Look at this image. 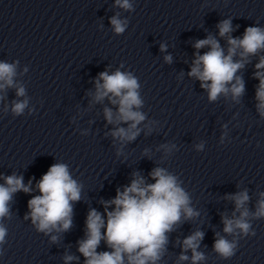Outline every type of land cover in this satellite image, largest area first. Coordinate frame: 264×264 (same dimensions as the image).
Here are the masks:
<instances>
[{"label":"clouds","instance_id":"1","mask_svg":"<svg viewBox=\"0 0 264 264\" xmlns=\"http://www.w3.org/2000/svg\"><path fill=\"white\" fill-rule=\"evenodd\" d=\"M115 2L126 10L131 9L129 0ZM111 24L118 34L125 30V22L116 16L111 18ZM217 27L219 35L227 38L229 45L227 55L211 35L206 39L197 40L194 48L199 50L209 47L210 50L203 55L197 51L189 76L201 81V87L207 90L210 101L217 100L220 95L227 96L229 92L235 100L244 92V83L236 73L244 66L248 56L264 50V28L248 27L242 38H233L229 35L233 31L230 19L223 20ZM161 50H164L163 45ZM237 54L240 59L234 61L233 57ZM165 60L171 62V57L166 56ZM255 68L254 76L259 80L256 91L257 110L264 116V56L260 57ZM15 75V64L0 62V91L14 86ZM138 88L136 77L129 72L117 70L111 75L107 71L99 74L94 100L100 102L107 97L112 104L118 105L116 113L109 108L104 109L108 123L125 122L129 125L128 128H116L112 132L114 138L132 141L139 134L140 129L137 126L144 121L145 116L135 110L142 106ZM16 94L23 96L24 88H18ZM26 106V100L14 102L12 111L19 115ZM165 147L167 151H171L170 147ZM134 175L136 178L132 180L130 186L125 187L123 192L117 190L115 199L104 202L106 222L95 209L89 211L86 238L78 242V251L84 256L85 264H157L168 242L167 233L173 230L182 216L191 219L198 215L189 206V196L180 187L177 178L165 169L157 167L152 170L150 176L155 180L152 184H146L142 176ZM5 185H0V219L8 215V205L14 193L30 191V187L24 185L23 177L15 175L6 177ZM37 188L40 195L28 201L29 215L37 230L46 234L69 230L72 226L73 202L81 198V185L72 179L68 166L63 163L51 165L41 177ZM260 196L256 211L251 214L255 218L264 217V193ZM229 198L235 202L236 211L240 212V216L235 218L234 214L233 219L223 217L224 232L232 234L239 229L247 235L251 227L247 222L250 213L245 207L249 200L248 193L242 191ZM110 205H115V209L109 212L107 209ZM6 234V228L0 224V243L4 241ZM203 236V232L196 231L183 241L184 251L192 250V264L204 259V255L197 251ZM56 239V236H52L53 241ZM102 239L112 251L97 252ZM235 248L234 242L223 237L218 238L214 244V250L223 258L231 257ZM73 259V256H66L65 264ZM187 259L186 255L181 254L180 260Z\"/></svg>","mask_w":264,"mask_h":264}]
</instances>
